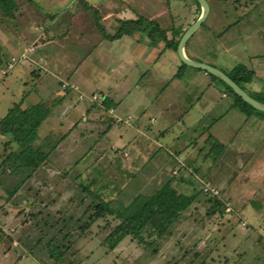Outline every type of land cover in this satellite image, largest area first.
Segmentation results:
<instances>
[{
  "label": "rangeland",
  "instance_id": "1",
  "mask_svg": "<svg viewBox=\"0 0 264 264\" xmlns=\"http://www.w3.org/2000/svg\"><path fill=\"white\" fill-rule=\"evenodd\" d=\"M63 1L16 0L18 10L12 19L0 15V119L20 100L21 108L45 100L51 108L50 115L30 137L29 143L32 146L45 144V150L57 144V149L47 160V165L9 199L8 191L14 187L17 178L0 173V264H45L42 260L48 261L39 246L34 247L37 251L36 257L27 250L28 246H31L28 242L25 246L18 241L17 238L24 239L29 233L35 235V232L31 231L32 224L26 226L22 220L27 218L26 213L31 212H38L37 220L41 223L50 222L55 216L64 217V214L68 213L76 217L83 207L80 201L83 194L79 184L89 186L90 191L99 192L107 199L115 197L121 202H128L139 191H148L153 185L160 184L173 175L178 178L182 175L186 180L193 178L194 186L201 184L214 188L218 192L214 196L225 205L209 215L207 212L211 204L206 198L198 196L179 221L173 224L168 237L157 240L146 248L127 236L115 249H108L103 245L104 238L118 221L112 216L100 218L83 234L73 233L72 247L57 264H264V173L253 174L249 169L254 162L255 148L260 150L258 152H264V134L258 136L254 133L253 135L257 136L255 139L251 132H257V128L252 127L251 130L249 126L241 127V122L232 120V115L230 123L228 118L222 120L221 125L219 123L215 127L217 132H222L224 137H231L229 131L233 130V136L236 135L234 139L240 140L239 143L246 142L248 150L238 157L225 156L220 162V168L216 167L207 172L206 168L212 156L206 160L202 159L209 148L204 141L210 136L213 119L218 114L213 110L202 121L195 123L197 126L193 128L194 131L185 132L181 136L179 130L184 127H180L177 117L190 106L188 103L191 95L187 100L185 95L180 97L170 93V115L165 119L171 120L170 123L175 126L168 130L164 138L169 134L173 139L177 135L179 138L176 139L173 151L171 148L166 149L165 145L157 147L158 143L163 144L165 141L160 137L161 129L158 127L163 122L149 124L148 119L142 116L144 122L139 129L147 137L153 135L151 137L152 143H155L154 162L164 161V164L157 165L158 169L154 170L144 168L142 174H139L144 160L133 163L130 156L126 159L127 152L121 151V145L114 144V140L121 134L125 139H129L130 130L133 128L130 120H133L136 112L124 118L115 116L116 124L107 128L108 123L104 119L105 116L110 117V110L106 112L98 107L101 105L98 100L101 94L91 93L104 90L105 86L100 85L104 76H108V81L120 73L125 79H121L120 86L112 87V90H188L187 94L190 90H195L198 94L203 90H214L219 104H231V96L220 99L222 85H217L214 89L208 88L202 80L191 83L185 77L179 85L181 88L177 86L175 81H171L176 68L173 64L175 59L170 56L176 52L164 49L163 42L155 46L149 45L142 33L136 35L137 42L129 43L126 40L129 43V53L119 57L128 58L131 62H123L121 68L119 60L112 56L114 53L108 50V39L97 28L99 25L107 36H110L122 19L139 16L156 22L166 37L171 39L174 34L185 31L195 21L197 8L194 1L74 0L75 3L70 4L69 0L68 8L65 7L66 4H62ZM205 1L208 5L207 16L202 26L188 39L186 53L215 63L229 75L237 64L243 65L253 72V79L256 78V82L263 87L256 97H264V83L260 82L264 71V0H245L249 3L255 1L250 10L240 7L244 0ZM94 9L97 10L96 13ZM52 12L60 13V17L59 24L51 25L49 36H58L60 39L64 29L66 33L75 31L82 40L76 41L80 42V46L84 45L74 50V46L69 44L66 45V51L63 49L66 54L75 51L73 56L78 63L71 74L67 73L68 77L60 75L44 78L41 72L43 70L34 62H40L50 51L43 47L42 39L37 38V34L42 32L43 18L46 21L44 14ZM98 15H107V19L103 21L101 16L97 19ZM67 20H72L71 26H67ZM28 47L32 48V52L26 54V59L21 60V53ZM151 49L154 50L157 61L145 63L139 60ZM52 54L54 51L49 55ZM135 55L139 58L136 59ZM53 58L60 59V55L57 54ZM9 63L13 65L11 69H8ZM66 63L69 64L66 61L64 65ZM206 82L208 83V79ZM68 92L71 95L79 93L77 100L81 102L80 107L88 105L83 102L85 97L99 95L96 101H93L99 104L95 110L96 117L92 116L94 121L84 119L82 113H85L88 107L83 108L81 112L73 107H70V110L62 107V99ZM80 95L83 96L82 100L79 99ZM57 98L62 99L57 103ZM145 104L146 102L143 103ZM226 112L227 110L223 113ZM199 113L201 110L192 109L188 121H195L196 114L198 116ZM150 114L155 113L149 111ZM120 119L123 121L117 124ZM227 122L233 124L234 128L225 126ZM71 124L75 126L72 127ZM65 133L67 135L59 142ZM9 139V135L0 133V160L16 148L12 143L4 149L3 143ZM179 140L186 141L189 147L185 152L183 167H180L181 163L178 162V152L185 148L182 149L184 143L181 144ZM165 149L178 158V161L165 155ZM245 161H249L248 167L243 166ZM197 162L201 163L202 167L197 166ZM178 178H173L172 184H176L179 191L189 194L191 188L180 183ZM68 217L70 216L67 215L66 219ZM49 231L48 237H51L54 232L50 229Z\"/></svg>",
  "mask_w": 264,
  "mask_h": 264
},
{
  "label": "trees",
  "instance_id": "2",
  "mask_svg": "<svg viewBox=\"0 0 264 264\" xmlns=\"http://www.w3.org/2000/svg\"><path fill=\"white\" fill-rule=\"evenodd\" d=\"M80 1L81 0H78V2ZM193 1L197 8L198 17L200 8L197 2L195 0ZM17 10L18 4L16 0H0V15L2 17L12 19ZM96 18L98 19V16ZM97 28L98 31L110 41H114L125 35L136 36L142 33L149 45L155 46L159 42H163L164 49H169L173 52H176L177 43L182 33H184V30H182L178 35L174 34L173 38L168 39L165 32L156 22L146 20L139 16L128 20H121L115 28L114 33L110 36H107L104 29L99 25H97ZM173 30L174 29L171 31L173 32ZM185 67L186 66L181 63V68ZM180 69L172 75V79L180 75ZM199 71L204 72L202 70ZM224 74L242 90H244V84L253 80L254 75L251 70H247L241 64H237L232 69V74ZM207 76L212 82H215L217 85H222L223 92L232 97V107L237 108L243 113L256 112L258 114H264L242 101L224 82L210 74H207ZM256 98V101L264 104V97ZM61 99L62 98H57L56 102H60ZM98 100L107 111L108 103L105 97L100 95ZM83 101L93 102L86 98H84ZM21 103L22 100L18 103H14L0 119V133L7 134L10 137L9 140L3 143L4 149L12 143H14L16 147L14 150L5 154L0 160V173H7L17 178L14 187L8 191V199L13 196L15 191L21 188L22 185H25L33 175L47 165V160L57 149V144L45 150V144L32 146L29 143L30 137L35 134L39 126H41L50 115L51 108L47 106L46 101L40 100L36 104L28 105L25 108H21ZM105 117L104 121L108 123L107 128L116 124V118L109 116ZM121 121L123 120L120 119L117 124H120ZM71 126L73 127L75 124H71ZM66 135L67 133L60 137L59 142H62ZM213 141L214 140H212L211 143L209 135L205 140L210 148L207 149L208 155L212 156V158L216 157L221 150H223L221 144ZM176 177L178 178V176L173 175L162 183L153 185L148 191H139L132 196L128 202H121L115 197L107 199L99 192L90 191L89 186L79 184L78 187L83 194L80 199L83 207L79 215L73 217V215L71 216V214L68 213L64 214V217L55 216L50 222L46 221L41 223L37 220V216L39 215L38 212L26 213L27 218H24L22 222H24L26 226L27 224H32L33 230L31 231L35 232V235L29 233L30 235H27L24 239H17L25 246H27L28 242L31 246H28L27 250L36 257L37 251L34 250V247L39 246L48 260L46 261L43 259V263L57 264L72 247L74 243L72 239L73 233L75 235L83 234L92 223L100 218L112 216L118 221L104 238L103 245L108 249H115L127 236L135 239L146 248L157 240L168 237L173 224L179 221L182 214L190 208L198 196H202L204 199L206 198V201L211 204L207 212L209 215H212L215 210H220V208H223L225 205L218 197H215L209 192H204L203 185L194 186L193 178L191 177L186 180L184 176L179 175V182L184 183L192 190L189 194L179 191L176 184H172L173 178ZM67 215L70 217L66 219ZM32 220L34 221L32 222ZM49 229L54 232L51 237H48V234H50Z\"/></svg>",
  "mask_w": 264,
  "mask_h": 264
},
{
  "label": "crops",
  "instance_id": "3",
  "mask_svg": "<svg viewBox=\"0 0 264 264\" xmlns=\"http://www.w3.org/2000/svg\"><path fill=\"white\" fill-rule=\"evenodd\" d=\"M256 1H259V0H256ZM68 2H69V0H64L62 4H64V5L66 4L65 7L68 8L69 7V6H67L69 4ZM243 2L244 3L240 7H245L248 10H250V8L252 9V7L254 6L253 3L255 1L249 3V2H246L244 0ZM71 3L74 4L75 3L74 0H70V4ZM94 10L97 11L96 9H94ZM44 16H46V18H45L46 21L43 18L44 23H43V26H41L42 32L37 34V38L39 37L40 39H42L43 47L46 49H49L50 51L47 52L48 54L45 55V57L43 56L44 58H42V60H40V62L38 61L39 63L37 62V60L34 62H36L37 66L43 70L41 72H42V74H43L42 76L44 78L49 77V76H51V77L57 76L58 77L60 75L68 77L67 73L70 72L69 74H71V71L76 68L78 63H76L77 62L76 57L73 56L75 51H70L71 52L70 54L69 53L66 54V53H63V49L66 51L68 49L66 45H69V44H71L72 47L74 46V48H73L74 50H76V48L84 46V45L81 44V46H80V42L76 41V40H79V41H82V40L80 39V37L78 35H76V33H74L75 31L66 33V29H64L65 34L63 33V35L60 39L58 38V36L50 37L49 31L51 29V25L56 24V23L59 24L58 18L60 17V13L52 12L51 14H49V13L44 14ZM100 16L98 15V17H100ZM106 17H107V15H102L101 20L105 21L107 19ZM122 20H124V19H122ZM71 21L72 20L66 21V22H68L67 26H71ZM86 32H87V30H86ZM130 38H132V39H130ZM126 40L130 43L131 41L137 42L138 39L136 38V36H123V37L116 39L114 41L106 40V41H108V45H109L108 50H110L111 53H114L112 55L113 58L119 60L120 63H118V64L120 65V67L123 66L122 65L123 62L124 63L125 62H127V63L131 62L130 59H128V58H125V59L122 58L121 59L119 57L120 55H124V54L129 53V50H128L129 49V47H128L129 43H127ZM185 47H186V45H185ZM52 51H54V54L49 55L50 52H52ZM153 51L154 50L151 49L150 52H148L144 55V57L142 56L143 59L140 58L139 60H141L142 62H145V63L157 61V58L154 57ZM184 51H185V49H184ZM57 54L60 55V59L53 58V57H56ZM130 55H132V54H130ZM185 55L190 60L210 65V66L215 67V68L219 69L220 71H222L213 62L203 61V60L199 59L198 57L191 55V53L190 54L186 53V51H185ZM170 56H171V59H172V57L175 59V60H173V64L175 65V68L177 71L178 69L181 68L182 62L177 59L178 57L176 58V56H177L176 54H173V56L172 55H170ZM74 58H75V60H74ZM138 58L139 57L137 55L136 59H138ZM54 59L58 60V61H55ZM176 59H177V61H176ZM66 61L69 62V64L66 63L67 65L66 64L64 65V63ZM222 72H224V71H222ZM179 73H180V75L177 78L171 79V81H175L177 86L181 85L182 84L181 80L186 77L185 79L191 81V83H194L199 79V80H202L204 84H207L208 88L214 89L215 87H217V84L215 82H212L209 79V77L207 76V73L201 72V71H199V69H195V68L186 66L185 68H181L179 70ZM107 77L108 76H106V77L104 76L103 81H101V83H100L101 86L102 85L105 86L104 90L100 91V92L91 91V93H98V94H101L103 97H105V99L108 103V109L106 112H108L110 110V112H108L109 113L108 115H110V117L115 118V116L119 115L118 117L124 118L125 116L126 117L129 116V114H131L132 112H136L135 113L136 115L134 116V118L132 117L133 120H130V122H132L133 128L130 130L129 139L128 140L125 139L123 134H121L117 137V139L114 140V144L121 145L120 146L121 151L127 152L126 159L130 156V158L133 160L132 161L133 163L137 162L138 160H144L140 169H139V172H138L139 174H142V172L144 171V168L154 170V169H158L159 164H160V166H162L164 164V161H162L160 163L154 162L155 156H153V153L155 151V146L153 144H155V143H152V137H151L153 135L148 136L149 137V139H148V137L145 136L144 132L139 128L142 127V124L144 122V120H142L141 117L145 116V118L148 119L149 124H158L159 121L163 122L160 125H158V127L161 129L159 131L161 138L162 137L164 138V135L168 134V130L172 129L175 126L172 123H170L171 120L167 121L165 119L170 115V112H168L169 108L171 107V106H168L170 104L169 98H168L170 93L173 96L177 94L180 97L185 95L187 100L190 99L189 97L191 95V99L189 100V103H188L190 106H188L184 110H183L184 107L180 108L181 111L183 110V113L179 116V118L177 117L178 122L180 124V127L181 126L184 127V129L179 130L180 131L179 135H181V136H183V133H185V132L194 131L193 128H195V126H197L196 124L199 123L197 121L198 120L202 121L203 118L205 116H207L213 110L216 111L218 114L213 119V126H211V128H210L209 134L212 137L211 139H215L214 140L215 142H218L219 144H221L223 146V150H221V152L216 157H213V158L212 157L210 158L207 151L205 152L202 159L206 160L207 158H210V162L208 163V168H206L207 172H209L210 169H212V170L216 169V167L220 168L221 167L220 162L225 156H226V158L238 157L240 154L244 153V151L248 150V148H247L248 146H247L246 142L239 143L240 140L234 139V137H236V135L233 136V130L229 131V133L232 134L231 137L230 136L224 137L222 132H217L215 127L218 126L219 123L221 125L222 120L228 118L227 121L230 123V119L232 118V120H235V119L239 120V122H241V125H240L241 127L249 126L251 128V130H252V127H256L257 132H255V131L251 132V135L255 136V139L257 138L256 135L261 136L262 134H264V114H258L256 112L243 113V112L239 111L237 108L232 107L233 102L231 104H229V103L223 104V105L219 104V102H218L219 98L217 97L216 92L214 90H203L199 94L195 93L194 92L195 90H190L191 92H189V94L186 93L188 90H112V87L120 86V83H122V80L124 81L125 77L123 75L121 76L120 73L116 76V78H114L112 80L109 79L107 81V79H106ZM206 79H208V83L206 82ZM260 79L262 81H260V80L259 81L264 83V71L262 72ZM66 83H68V82H66ZM261 88H263V87H262V85H260L256 82V78H255V80L253 79L251 82L244 84L245 92L251 98H254V99L256 98V94H258L260 92V90H262ZM96 91H98V90H96ZM59 93L61 94V92H59ZM80 93H82V92H80ZM91 93H84V94L87 95V94H91ZM208 94H209V96H208ZM64 95H65V93H64ZM77 95H71L68 92V94H66L65 97L62 99V107L64 109H68V110H70V107H71V109L73 107V109H77V111H80V112L83 110V108L88 107L87 111L85 113H82L84 116V119L89 120V122L94 121V118H92V116H95V114H96L95 110L98 109V108L96 109V107L99 104H97L96 102L90 103L88 101H83V102H87L88 105L87 106L84 105L83 107L82 106L80 107L79 105L81 104V102H78ZM226 97H228V95L226 93H224V92L220 93V99L223 100ZM258 98H260V97H258ZM165 100H166V102H165ZM144 102H146L145 105H143ZM70 103H73V104L70 105ZM184 103H185V101H184ZM184 103H183V105H184ZM98 107L105 109V107L103 105H99ZM193 107L195 109L197 108L198 110H201V113H199L200 115H198V116L196 114L195 121H188V115H189L190 111L192 109H194ZM226 110H227V112L223 113ZM149 111H151V112L153 111L155 114L149 115ZM234 111H236L238 113H235ZM147 115H148V117H146ZM231 115H232V117L230 118ZM232 120H231V122H232ZM214 122H217V123H214ZM228 122L226 123L225 126L234 128L233 124H229ZM165 123L167 126L164 125ZM190 128H192V130H190ZM214 128H215V131H214ZM181 131H183V132H181ZM134 133H136L137 136ZM254 133H256V135H253ZM198 134H200V133H198ZM179 135H177L173 139L171 134H169V136L167 138H164L165 141L163 144L158 143V140H157V143L159 145L157 144L156 146L161 147V145H165L166 149L171 148L170 150L173 151L174 144L176 142V139L179 138L178 137ZM197 139H198V137H197ZM179 141H181V140H179ZM186 141L189 143V141L187 139H186ZM186 141L185 142L181 141V144L184 143V146L182 147V149L183 148H185V149H183L184 151L181 150L182 152H180V151L178 152L179 158H180L179 161H178V158H176L174 155H171L170 152H167V150L165 149V152L167 153L165 155H168L169 157L171 156V158L174 157V159H175L174 161L177 160L178 162L181 163L180 167L184 166L185 155H186L185 152H187L188 148H189L188 143ZM211 143H212V141H211ZM204 144H205V141H204ZM201 149H203V148H201ZM203 151H204V149H203ZM255 151L256 152H254V156H253L254 162H253V165H251L249 169L252 170L253 174H261V173H264V171H263L264 170V152H258L260 150H258L256 148H255ZM165 157H167V156H165ZM250 158H252V156H250ZM252 161H253V159H252ZM136 164H138V163H136ZM197 164H196L197 166L202 167L201 163L197 162ZM248 165H249V161H247V162L245 161L243 164V166H246V167H248ZM198 168H196V169H198ZM196 169H195V172H197ZM140 181H143V180H140Z\"/></svg>",
  "mask_w": 264,
  "mask_h": 264
},
{
  "label": "water",
  "instance_id": "4",
  "mask_svg": "<svg viewBox=\"0 0 264 264\" xmlns=\"http://www.w3.org/2000/svg\"><path fill=\"white\" fill-rule=\"evenodd\" d=\"M200 8V14L198 18L184 31L181 35L177 46H176V55L182 64L192 67L195 69H199L204 71L207 74L214 76L215 78L224 82L237 96L241 98L242 101L247 103L249 106L253 107L255 110L264 112V104L256 101L255 99L251 98L244 90H242L235 82H233L226 74H224L219 69L212 67L210 65L196 62L190 60L185 55V45L188 39L197 31L201 25L203 24L207 13H208V5L205 0H195Z\"/></svg>",
  "mask_w": 264,
  "mask_h": 264
},
{
  "label": "built area",
  "instance_id": "5",
  "mask_svg": "<svg viewBox=\"0 0 264 264\" xmlns=\"http://www.w3.org/2000/svg\"><path fill=\"white\" fill-rule=\"evenodd\" d=\"M30 52H32V48H27V49H24V52L23 53H21V55H20V59L21 60H23V59H26V54L27 53H30ZM12 64L11 63H9L8 64V69H11L12 68ZM63 87H65V86H63ZM97 95H92V96H88V97H85L86 99H88V100H90V101H94L95 99H97ZM79 99L80 100H82L83 99V96L82 95H80L79 96ZM203 191L204 192H209V193H211V194H213V195H217L218 194V192L214 189V188H212V187H210V186H208V185H204V187H203Z\"/></svg>",
  "mask_w": 264,
  "mask_h": 264
}]
</instances>
